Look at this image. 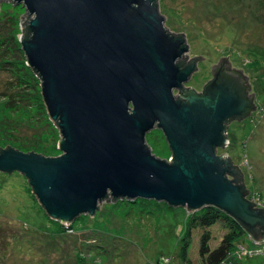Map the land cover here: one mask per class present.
I'll use <instances>...</instances> for the list:
<instances>
[{"label":"water","instance_id":"95a60500","mask_svg":"<svg viewBox=\"0 0 264 264\" xmlns=\"http://www.w3.org/2000/svg\"><path fill=\"white\" fill-rule=\"evenodd\" d=\"M2 1L25 10L20 48L57 123L60 154L6 145L0 172L22 174L51 219L92 215L109 197L142 198L188 210L213 206L262 237L264 208L250 207L236 165L216 154L225 123L255 109L248 77L228 54L210 64L213 78L196 93L183 83L202 58L185 61L183 35L164 28L155 0ZM154 127L168 161L145 142Z\"/></svg>","mask_w":264,"mask_h":264},{"label":"rangeland","instance_id":"374dc122","mask_svg":"<svg viewBox=\"0 0 264 264\" xmlns=\"http://www.w3.org/2000/svg\"><path fill=\"white\" fill-rule=\"evenodd\" d=\"M7 2H0V6L8 8ZM156 3L164 28L183 35L187 51L182 57L202 58L197 59L195 73L183 83L184 88L199 92L210 78V64L226 54L230 65L241 68L248 77L255 109L249 116L228 123L226 142L216 148V154H225L236 165L248 190L247 198L259 203L257 208H264V0ZM15 11L25 12L20 5ZM12 78V71L0 69V147L24 142L36 134L34 142L54 146L49 156L60 154L59 137L52 136L41 113L32 108L27 117L25 109H20L24 101L15 100L19 106H10L6 100L11 89L7 81ZM176 93L173 90L174 96ZM14 125L15 133L11 132ZM145 142L155 157L168 161L170 150L158 128L145 135ZM30 191L20 173L0 172V264H200L198 229L192 230L186 249L189 263L179 257L187 213L184 207L146 213L135 204L108 198L100 201L92 215L80 214L70 224L64 223L66 231L60 236L59 221L44 216ZM207 229L212 237L209 245L214 247L225 229L220 223ZM233 245L222 264H264V234L254 239L245 233Z\"/></svg>","mask_w":264,"mask_h":264},{"label":"trees","instance_id":"16d2710c","mask_svg":"<svg viewBox=\"0 0 264 264\" xmlns=\"http://www.w3.org/2000/svg\"><path fill=\"white\" fill-rule=\"evenodd\" d=\"M7 3H8V8L4 7L3 5L0 6V57H1L0 69L7 70L10 72L12 71L13 78L7 81V84L11 85V89L7 91L5 98L6 100H8L9 104L11 103L12 105H16V106H19V104H17V101L15 100H18V103L20 101L22 102L24 101L25 103L23 106L20 107V109L22 110L25 109L24 111L27 112L26 115L27 117L31 115L30 112H32V108H34L35 111L38 110L41 113L42 120H44V125L50 126L52 136L54 138L56 137L57 139L59 137L57 123L52 122L48 118L45 106L43 104L40 95V84H39L40 80L35 75V73L28 66L25 65V58L20 48L19 37L21 35L20 21L22 19L21 17L22 15L15 11V8L19 5L13 4L11 2H7ZM9 56L11 57V59H9ZM242 74L244 73L242 72ZM246 83L249 84L247 79H246ZM250 89L245 90L246 94H250L251 92ZM176 96L177 93L174 98H176ZM251 103L255 105L253 97L251 98ZM253 111L254 109L249 111L248 115L240 116L238 119L228 120L225 123L224 129H226L228 123H230L231 121L243 119L249 116ZM29 123L31 122H28V124ZM11 132L13 133L17 132L15 131V125L12 127ZM36 136L37 135L35 134L32 135L31 137H27L24 140V142H16L13 145L11 144H6V145L18 151H22V152L31 151L44 156L45 155L49 156V154H51V152L53 151L54 146L52 147L50 146L49 148L46 145L40 144L38 141L34 142L33 139ZM224 137H225V131H224ZM6 145H4V147H6ZM4 147H0V149H3ZM226 176L227 178L232 179V175L229 174ZM242 189L246 190L244 185ZM30 193L32 192L30 191ZM247 194L248 192L243 194V197L247 201L251 202L250 200H248ZM33 200L37 202L38 207L42 210V213L46 218L50 220H54L51 219L44 212L43 208L38 203L34 195H33ZM118 200H122L125 203H129V204H135V207L139 208L138 210L145 209L144 211L146 213L151 211H158L160 209L169 210L172 208L170 206H167V204H165L164 202H157L154 200L142 199V198H136L133 200H127L126 198H122V199H115L112 202ZM250 207L254 208L256 206L253 203V205H250ZM186 212L187 213L185 214L184 228L180 236V248H179V257L180 259L185 260V262L189 263L186 256V249L189 244L190 234L194 229L199 230L197 253L200 264H222L229 256L230 250L232 246H234L233 245L234 242L238 240V238L241 235L245 233L248 234V231L244 229V227L236 219L226 214L225 212L217 209L216 207L204 206L198 210L186 209ZM215 223H220L221 226L225 229V231L220 236L217 244L214 247H210L209 242L212 237L207 228ZM57 229H59L60 231L59 232L60 236L63 235L66 231L63 223L60 222L58 224Z\"/></svg>","mask_w":264,"mask_h":264},{"label":"flooded vegetation","instance_id":"af4514ba","mask_svg":"<svg viewBox=\"0 0 264 264\" xmlns=\"http://www.w3.org/2000/svg\"><path fill=\"white\" fill-rule=\"evenodd\" d=\"M191 59H193V58H191ZM185 61H188V58H185ZM196 61H197V60L194 61V67H195V69H193V70L191 71L190 76H191L193 73H195V70H196ZM190 76H189V77H190ZM212 78H213V76H212V74L210 73V78H209L208 80H210V79H212ZM208 80H207V81H208ZM207 81H206V82H207ZM206 82H205V83H206ZM202 86H203V85H202ZM201 90H202V87H201ZM201 90H200V91H201ZM200 91H199V92H196V93H200ZM251 113H252V112H251Z\"/></svg>","mask_w":264,"mask_h":264},{"label":"built area","instance_id":"2783aa9c","mask_svg":"<svg viewBox=\"0 0 264 264\" xmlns=\"http://www.w3.org/2000/svg\"><path fill=\"white\" fill-rule=\"evenodd\" d=\"M248 200H250L251 202H253L255 206H256V205H259V203H256L254 200H251L249 197H248ZM256 207H257V206H256Z\"/></svg>","mask_w":264,"mask_h":264}]
</instances>
